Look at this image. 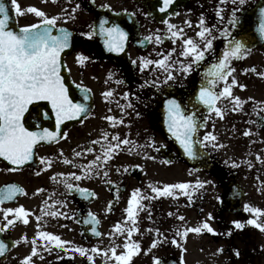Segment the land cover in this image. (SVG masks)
Masks as SVG:
<instances>
[{"label":"flooded vegetation","instance_id":"flooded-vegetation-1","mask_svg":"<svg viewBox=\"0 0 264 264\" xmlns=\"http://www.w3.org/2000/svg\"><path fill=\"white\" fill-rule=\"evenodd\" d=\"M8 1L11 9V0ZM258 1L246 0L238 13L249 35L250 52L232 62V75L238 85L246 86L243 89L233 86L232 93L243 103L240 110L232 111L234 102L230 98H221L218 106L223 109L224 116L220 118L196 101L205 70L215 62L211 55L187 75L180 71L178 63L175 64L172 69L175 79L163 84L159 83L166 75L163 69L149 65L141 71L139 62L141 58L156 60L160 58L158 54H166L174 48L171 60L187 63L190 58L180 55L182 39L193 38L200 42L196 33L201 14L206 25L215 24L217 29H222L235 7L231 0L222 5L220 0H173L164 11L167 15L159 11L162 0H18L22 9L35 6L49 16L61 17L57 26L66 27L72 33L70 42L73 41V45L64 57V65L72 89L78 92H70L69 97L74 102L86 103L88 112L64 121L57 139L39 142L34 147L32 159L23 165H14L0 157V195L5 194V186L9 184L24 190L0 204V227L7 222L3 209L22 205L30 213L27 224L16 219L14 214H8L13 224L0 232V240L6 244L5 251L0 253V264H22L23 257L31 254L34 237L38 253L31 256V264H116L111 252L106 255L105 251L113 242L118 246L117 254L125 251L123 244L127 230L115 235L113 226L119 221L125 229L132 227L130 219L125 221V209L133 190L138 188L141 194L156 197L149 185L163 188L177 183L195 185L197 181L211 183H204L192 192L191 200L183 194L184 190L174 189L171 196L141 201L146 207L139 211L135 225L138 231L131 237V241L140 242L141 250L130 264H153V257H158L161 264H264V231L246 223L249 218L257 217L245 211V205L264 211V77L257 74L264 72V43H254L256 19L254 13H246ZM217 6L224 10L223 21L216 16ZM74 8L75 12L72 11ZM65 16L71 18L65 19ZM11 17V24L17 28L39 20L34 13L27 12L17 16L12 11ZM101 19L108 21L106 27L117 23L128 33L124 51L110 52L105 47L104 38L98 34ZM164 20L183 29V38L173 43ZM231 31L236 35L242 29L238 26ZM88 32L93 34L84 35ZM157 34L163 37L160 44L155 43ZM149 35L153 40H144ZM213 35L217 37L214 49L219 55L223 51L224 38L220 37L219 31H213ZM78 54L88 59L78 63ZM252 67L256 72L251 71ZM231 79L232 76L229 83ZM145 81L149 83L141 87ZM223 87L224 82H218L216 90ZM85 88L89 90L87 101L83 99ZM108 90L113 95L105 99L103 93ZM124 93L130 94L127 99ZM171 98L177 99L185 111H191L193 105L198 109V117L205 126L198 129L195 139L203 140L205 133L213 132L217 136L216 143L223 146L216 148L205 142L204 146L197 145L195 158L187 156L168 131L165 105ZM128 103L132 107H126L122 112L120 106ZM109 115L124 123L104 119ZM25 126L33 131L40 128L56 130L50 104L40 101L31 105L25 114ZM245 131L249 135H244ZM65 132L67 136L63 135ZM105 132L109 140L113 134H119L121 139L127 137L144 147L129 151L131 145L122 146L103 168H94L93 174L80 181L73 180L69 173L81 175L80 166L102 154V145L106 142L100 138ZM96 140L99 143L93 144ZM149 144L152 146L148 147ZM88 147L93 151H85L80 157L74 155L75 151ZM42 157L50 158L51 166L41 163ZM65 159L71 163H65ZM104 172H107L106 176ZM65 181L78 184L95 195L85 198L75 189H66ZM59 201L63 203H57ZM50 212L62 214H43ZM88 213L96 217V225L84 223L89 219ZM209 213L212 219H209ZM180 216L184 219H178ZM234 220L244 222L245 227L235 229L231 223ZM203 221H207L215 233L202 229L200 233H188L184 237L176 235L178 229L196 227ZM258 221L264 224V215L258 217ZM92 227L102 235H95ZM230 229L231 235H228ZM38 231L53 233L72 245L88 249L93 260L89 261L87 256L68 246L61 249L50 245V250H45L44 240L36 236ZM154 239L160 242L151 247ZM172 239H176L177 244L171 243ZM94 246L102 251L92 253L90 250Z\"/></svg>","mask_w":264,"mask_h":264},{"label":"snow or ice","instance_id":"snow-or-ice-1","mask_svg":"<svg viewBox=\"0 0 264 264\" xmlns=\"http://www.w3.org/2000/svg\"><path fill=\"white\" fill-rule=\"evenodd\" d=\"M226 0H220V4H224ZM235 7L232 8L231 13L228 15L227 24L222 29H217L216 25H206L205 18L201 14V18L198 21L199 31L196 36L199 38L198 42L193 38H183V29H177L175 25H172L168 20H164L163 23L167 25V32L172 38L173 43L176 39H182L183 47L180 55L188 59V62L184 61H172V53L175 49L169 50L166 54H158L160 58L152 60L150 58H141L139 66L141 71L147 68L149 65H156L163 69L165 72V78L159 83H167L169 80H174L173 67L175 64H179L180 71L187 75L192 73L198 68L202 61H205L208 55H211L215 62L211 63L205 70L204 82L199 87V91L196 94V101L199 104L204 105L209 113H214L216 117L223 118L224 111L218 106V101L221 98H230L234 102L232 111L240 110V105L243 101L238 96H233L232 88L237 86L238 82L232 75L234 68L232 62L234 60H240L246 57L250 52L248 46L249 35L244 30L243 24H241V16L238 13L241 12V7L246 0H231ZM173 0H162V7L159 8L160 12H164L171 4ZM14 11L17 16L27 13H34L39 20L36 23L27 24L15 30L11 24V12ZM75 12V8L72 10ZM260 18L258 24V31L262 37H264V7L259 9ZM216 16L219 21H223L224 10L222 7L217 6ZM61 17L56 15L49 16L43 10L38 9L35 6H28L26 9H22L18 4V0H11V9L5 3V0H0V157L5 158L14 165H23L26 161H29L33 157L34 147L41 141H54L60 135V126L64 121L73 120L80 117L82 114H87L88 105L80 101H73L69 97L68 88L65 83V78L61 74L62 58L61 53L65 49L70 48V39L72 33L66 28H59L55 34L57 21ZM65 19L71 18L70 16L63 17ZM185 23H189L186 21ZM108 21L101 19L99 21V35L104 38L105 47L110 52L119 53L124 51L125 41L128 38V33L117 23L107 26ZM242 29L236 35H233L231 29L237 27ZM213 31H219L220 37L224 38L223 51L217 55L214 49V41L217 39L213 35ZM93 33L88 32L84 35L91 36ZM240 36L239 39L236 37ZM155 43L160 44L163 37L159 34L154 37ZM146 41L153 40V36L149 35L144 38ZM202 42V43H201ZM88 57L78 54L77 62L83 63ZM135 64L136 61H133ZM248 71V69H245ZM251 71L256 72V68L252 67ZM259 76L264 77V72L257 73ZM111 75V74H110ZM232 76L229 83V77ZM218 82H224V87L219 91L216 90ZM120 83V81H117ZM149 81H145L146 86ZM151 83L155 84L156 81ZM240 88H245L243 84L238 85ZM79 87V86H78ZM85 95L83 99L87 101L89 99L88 89H83ZM105 99H108L113 95L111 90L103 93ZM129 93H124L125 99L129 96ZM251 99V98H249ZM45 101L51 106V110L55 115V129L40 128L39 130H30L25 126V114L30 110V106L36 102ZM192 104V101L189 100ZM126 107H132L131 103L127 105H121V111L123 112ZM167 109L166 123L168 125V131L178 141L183 148L184 153L192 158L197 156V145L204 146L205 142L211 143L213 147L219 148L223 145L216 143L217 136L213 132L205 133L203 140L195 139V135L199 128L205 126L203 120L198 117V109L193 105L191 111H185L182 108L180 102L177 99L171 98L166 101L165 105ZM140 115L139 112L136 113ZM210 117H206L208 119ZM104 119L112 121L114 123L123 124L122 119H118L114 116H106ZM82 122V121H81ZM67 136L65 132L63 134ZM244 135H249L248 131H245ZM102 140L106 143L102 145V154L97 155L94 160L89 161L86 165H81L82 174L69 173L68 175L75 181H80L87 176L93 174L94 168H103L104 164L112 158V155L119 150L122 146L131 145L129 151L134 148H142L143 145L136 144L134 141L129 140L127 137L121 139L119 134H113L111 140L108 138V134L105 132L101 136ZM93 144L99 143V140L92 141ZM151 147L152 145H147ZM92 152L93 148L88 147L81 151H75L74 155L80 157L84 152ZM258 159H261L259 155ZM65 163H71V161L65 159ZM41 163L46 166H51L50 158L42 157ZM235 166V164H234ZM251 166V165H249ZM95 174H99L98 172ZM107 175V172H104ZM204 183H211V181H197L195 185L189 183H177L164 185L163 188L149 185L151 191L156 194V197H150L141 194L140 189H134L131 197L128 200L127 208L125 212L127 216L125 221L129 219L132 221V227L125 229L124 226L118 221L114 227V234L120 235L127 230L126 242L123 244L124 252L117 254L116 248L118 247L114 242L105 251L111 252V257L114 258L116 264H130L133 257L141 250L140 242L131 241L133 232L138 231L135 226L137 222L138 213L146 206L141 203L142 200L155 199L160 196L173 195L174 189L184 190L183 194L188 196L189 200L192 199V192H195L198 188L203 187ZM66 189H75L80 192L82 196L87 198L88 195H95L94 192H90L87 189L81 188L78 184L68 183L65 181ZM191 188V191L188 189ZM37 191H40L39 189ZM24 190L15 185L9 184L5 186V194L0 195V204L4 201H10L17 193H23ZM219 199V197H218ZM57 203H63L59 201ZM111 204V201H109ZM43 211V210H42ZM245 211H250L255 214L257 218H249L246 223L248 225H254L256 228L264 231V224L258 221V217L264 215L259 207H251L245 205ZM4 218L7 221L0 227V232L5 231L13 224V219H8V214H14L16 219H22L25 224L28 223L29 211H27L22 205L15 208L3 209ZM53 216L61 215L60 212L43 213ZM172 215V213H169ZM89 219L84 220L85 224L91 223L96 225L98 220L92 213H88ZM149 218H151L149 216ZM37 221L40 217H36ZM178 219L183 220L184 217L180 216ZM209 219H212L211 213H209ZM235 229H243L245 223L239 220L231 222ZM39 227V225H38ZM203 230H207L208 233H215V229L207 221H203L201 225L196 227H184L183 230H177L176 235L180 237L186 236L188 233H200ZM92 232L100 236V232L92 227ZM159 236V229H156ZM231 235V229L227 233ZM109 235H113L110 233ZM36 236L44 240V249L50 250V245H55L58 248L65 249L66 246L71 247L75 252L80 253L82 256H87L89 261L93 260L91 255H88L89 250L80 246L72 245L70 241H64L60 236L46 231H38ZM166 239V238H165ZM130 241V242H129ZM160 242L159 239L152 241L151 247H156ZM171 243L177 244L176 239H172ZM33 247L29 256L23 257L22 264H31V256L38 253L35 237L32 240ZM6 244L3 240H0V253L5 251ZM223 249H218L222 251ZM92 253L102 251L97 247H92L90 250ZM236 255L239 252L236 251ZM94 264V262H93ZM153 264H161L158 257H153Z\"/></svg>","mask_w":264,"mask_h":264},{"label":"water","instance_id":"water-1","mask_svg":"<svg viewBox=\"0 0 264 264\" xmlns=\"http://www.w3.org/2000/svg\"><path fill=\"white\" fill-rule=\"evenodd\" d=\"M5 3L7 4V1L5 0ZM261 7H264V0H260L256 5H254V9L252 12H254V19L257 20V23L259 24V18H260V12H259V9ZM249 13H251V10L249 11ZM14 27V26H13ZM60 28V27H59ZM59 28H56L54 29V34L55 32L59 29ZM15 30H18L16 27H14ZM69 50L68 49H65L62 53H61V58H62V64H63V57L66 55V53L68 52ZM64 65V64H63ZM65 67H62V70H61V74L62 76L64 77L65 76ZM66 83H69V81L67 80Z\"/></svg>","mask_w":264,"mask_h":264}]
</instances>
